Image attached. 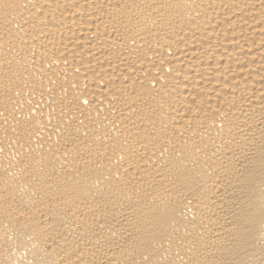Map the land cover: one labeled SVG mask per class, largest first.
I'll list each match as a JSON object with an SVG mask.
<instances>
[{"label":"bare ground","instance_id":"6f19581e","mask_svg":"<svg viewBox=\"0 0 264 264\" xmlns=\"http://www.w3.org/2000/svg\"><path fill=\"white\" fill-rule=\"evenodd\" d=\"M0 264H264V0H0Z\"/></svg>","mask_w":264,"mask_h":264}]
</instances>
